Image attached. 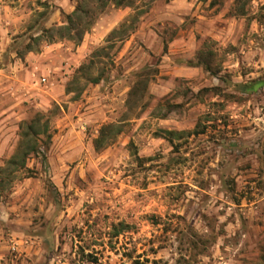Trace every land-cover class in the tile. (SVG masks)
Masks as SVG:
<instances>
[{
    "label": "rangeland",
    "instance_id": "rangeland-1",
    "mask_svg": "<svg viewBox=\"0 0 264 264\" xmlns=\"http://www.w3.org/2000/svg\"><path fill=\"white\" fill-rule=\"evenodd\" d=\"M113 2L0 0V264H264V0Z\"/></svg>",
    "mask_w": 264,
    "mask_h": 264
},
{
    "label": "trees",
    "instance_id": "trees-1",
    "mask_svg": "<svg viewBox=\"0 0 264 264\" xmlns=\"http://www.w3.org/2000/svg\"><path fill=\"white\" fill-rule=\"evenodd\" d=\"M113 4L115 7H122V8H132L133 5L140 0H113ZM237 3L239 0H235ZM87 14V11L82 8H76L71 14L66 16V24L64 26H59L57 28H53L51 30H48L50 32L55 31L59 36L57 38H65V36L70 39L74 40L75 43H78L82 40L84 34L89 30L90 25L92 22L88 21L85 23H82L83 16ZM135 20L134 17H131V22ZM127 23H130L129 21L123 22L118 29L113 30L110 33V37L117 38L116 35L121 36L123 35L127 30L128 26ZM76 30L75 35H71L70 33L72 31ZM115 36V37H114ZM198 61L199 64L209 73L211 74H217L218 70L216 71L215 68H213L210 65L209 56H212V52H200L198 53ZM92 64V62H91ZM84 66H81L79 68V71H83ZM102 78L99 76L97 78L91 79L90 83L92 84H98ZM264 83L261 81H255L252 82L249 86V90L254 92L260 85H263ZM42 115H36L32 120L29 122H24L20 126V134H19V143L17 146L16 153L13 155V157L7 161L6 167L0 168V178H3V176H12L14 173H16L19 169H25V162L29 156L34 155L35 157H40L43 164L45 163V155L43 152L40 151L39 146V137L45 136L48 133V124L46 121H43ZM113 126H107L106 129H110ZM200 127V125H197V129ZM198 130H195V133H202V132H196ZM105 129L103 128L100 132V136L97 140H95V147L97 148L98 145L104 143V141L107 139L104 134ZM119 133V131L117 132ZM171 133L172 132H168ZM176 133V132H175Z\"/></svg>",
    "mask_w": 264,
    "mask_h": 264
},
{
    "label": "built area",
    "instance_id": "built-area-1",
    "mask_svg": "<svg viewBox=\"0 0 264 264\" xmlns=\"http://www.w3.org/2000/svg\"><path fill=\"white\" fill-rule=\"evenodd\" d=\"M42 81H43V82H45V80H44V79H43Z\"/></svg>",
    "mask_w": 264,
    "mask_h": 264
}]
</instances>
